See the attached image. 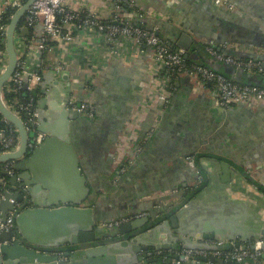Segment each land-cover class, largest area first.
<instances>
[{
    "label": "crops",
    "instance_id": "0c3cea01",
    "mask_svg": "<svg viewBox=\"0 0 264 264\" xmlns=\"http://www.w3.org/2000/svg\"><path fill=\"white\" fill-rule=\"evenodd\" d=\"M11 1L0 0V10ZM130 1L134 6L126 3L118 6L115 0H64V3L69 9L103 22L114 18L120 23L140 21L142 28L159 32L158 36L167 43L177 41L181 33L187 34L193 40L194 48L189 51L192 58L205 63L211 62L204 45L207 40L218 47L230 44L242 58L264 61V0H226L227 5L211 0ZM24 17L17 25L14 40L20 45L17 53L24 59V68L39 76L38 82L30 84L32 88H40L36 108L42 117L37 115V128L42 121V126L68 138L89 189L90 195L85 200L100 220L142 212L146 215L131 220L150 215L160 221L169 218V210L177 204L184 205L188 191L207 180L202 167L212 172L217 184L210 191L209 202H217L219 210L244 216L240 210L243 203L229 208L223 197L248 198L232 190L234 183L249 187L252 193L264 189V105L250 108L238 104L223 115L215 109V88L209 84L202 87L186 74L173 80L169 101L164 104L157 99L159 92L155 88L159 87L151 68L150 48H142L125 36L116 40L118 52L114 54L110 44H104L100 32L85 29L69 40L57 39L53 45L41 49L38 46L43 33L41 25L27 26ZM3 43L0 42V50L6 53L5 40ZM45 82L49 83L47 94L41 91ZM87 92L96 107L94 117L79 114L65 120L56 110L64 106L74 111L68 108V102L79 104ZM43 98L46 101L41 105ZM222 115L226 119L225 133L216 129L222 125L219 118ZM245 154L250 155L247 156L250 161L242 166ZM57 158V154L48 152L37 159L29 172L13 167L19 177L16 185L10 184L7 189L21 195L17 187L28 180L22 187L28 201L48 199L53 191L57 197L72 198L71 180L56 173L58 166L66 168L56 166ZM245 174L254 181L250 182ZM9 201L14 210H23V201ZM260 240L264 239L239 243L257 245ZM200 241L215 246L233 242L210 238ZM68 246L66 243L58 250L65 252ZM182 249L179 243L177 250L167 251ZM140 264L165 263L143 258ZM240 264H264V257Z\"/></svg>",
    "mask_w": 264,
    "mask_h": 264
},
{
    "label": "water",
    "instance_id": "95a60500",
    "mask_svg": "<svg viewBox=\"0 0 264 264\" xmlns=\"http://www.w3.org/2000/svg\"><path fill=\"white\" fill-rule=\"evenodd\" d=\"M34 1L25 0L11 16L6 29L7 64L0 74V115L16 128L19 134V145L14 152L0 154V165L6 161H17L23 158L13 167L24 171L27 169L29 172L34 169L33 166L37 159L48 152L55 153L58 158H61L60 161H57V158L56 166L66 167L58 168V166L56 173L58 176H63V178L66 176L67 180H71L72 198L69 195L57 197L53 191L48 195V199L36 202L31 198L28 201L24 198L22 188L24 184H28V180L17 187V189L20 188L21 195L10 193L7 189L10 184L16 185L18 175L9 176L7 183L0 181V219H5L7 212L14 210V204L9 199L23 201V210H15V228L0 232V264H140L143 261L142 252L149 248L177 250L180 243L184 249H229L230 244L215 246L205 244L200 239H228L237 242L239 238V242L247 243H251L253 239H264V224L262 223L264 189L262 188L261 193L256 187L258 193H252L249 187L232 184L234 186L232 190H235L236 194H245L244 196L248 198L231 199L228 196L223 198L229 208L243 203L240 210L244 216L229 210H219L217 202L208 200L210 191L217 187L215 178L212 172L202 167L206 174L207 184L184 205L177 204L170 209L169 218L155 224V216L150 215L136 218L119 226H108L104 222L105 219L100 220L94 208L85 200L90 195L89 189L85 186V178L80 172L76 150L68 143V138L64 133L58 134L49 127L42 126V121H40L38 130L44 132L46 137L32 151L28 149L27 144L32 133L28 132L23 120L7 106L2 90L14 72L19 59L17 47L20 45L14 40L17 25ZM155 34L158 35L159 32ZM192 41L189 35L181 33L177 41H171L168 45L174 50L182 49L184 58H188L192 57L189 53L194 48ZM207 63L216 71L222 70L238 83L264 84L262 76L248 74L242 69H236L224 63H213L209 60ZM23 80L27 87L28 76L25 75ZM48 87L47 82L41 84V91L47 94ZM41 101L42 105L46 100L43 98ZM56 108L65 120L79 116L76 111L68 110L64 106ZM215 109L223 115L230 111V108L223 109L217 105ZM40 116L42 117V113L39 110L38 117ZM5 174L3 167L0 166V177ZM246 176L250 182L254 181V178ZM64 190L62 188V191ZM201 207L204 210H201ZM13 236L16 239L12 240ZM66 243H69V246L64 254L68 260H60L52 252L59 251V247ZM46 251L50 253H45ZM220 261L217 260V263L219 264ZM200 264L207 263L201 262Z\"/></svg>",
    "mask_w": 264,
    "mask_h": 264
},
{
    "label": "built area",
    "instance_id": "2783aa9c",
    "mask_svg": "<svg viewBox=\"0 0 264 264\" xmlns=\"http://www.w3.org/2000/svg\"><path fill=\"white\" fill-rule=\"evenodd\" d=\"M115 1L118 6L122 3L134 6L133 2L130 0ZM211 1L217 4L227 5L226 0ZM24 2L25 0H12L5 9L0 10V42L2 41L3 43L5 40L8 25V23L4 21L6 10L11 8L16 11ZM136 14L140 17L144 16L143 13ZM24 16L27 26L32 27L37 24L41 25L43 33L40 36L38 44L41 49H46L48 45L47 42L49 41H55L57 39L69 40L75 33L85 29L100 32L104 44H110V49L112 48L114 54L118 52L116 40L125 36L131 37L136 45L140 47L142 46V48H150L153 56L151 68L154 72L153 76L154 79H156V85L159 87L157 99L164 104L169 101L170 95L168 94V91L170 87L173 86V80L182 74H186L193 78L202 87H207L208 84L213 86L216 91L214 100L215 105L221 106L223 109H228L238 104H243L250 108L257 105H264V86L238 83L206 65H188L185 62L184 51L182 49H171L168 43L155 34L154 31L146 30L141 26L130 23H120V20H117L116 18L109 22H103L98 20L95 16L82 15L81 12L69 9L65 5L64 0H35ZM204 45L211 62L224 63L234 66L236 69H242L248 74L264 77L263 62L257 59L242 58L241 56L230 54L231 51L235 52L230 44L218 47L213 41L207 40L204 42ZM6 64L7 55L0 50V74L5 69ZM25 75L28 76L27 88H32L30 84L32 82H38L39 80V76L28 72L24 68V59L19 58L14 72L6 83L12 81L18 86H22ZM6 104L23 120L28 132L32 133L27 144L28 149L32 151L37 145L41 144L46 137V134L37 128V108L34 106L32 100L22 104V107L27 113V118H23L14 106V103L8 104L6 102ZM68 108L86 117H94L96 114V107L90 93H88L79 104H75L70 100L68 102ZM2 120L5 119L2 117ZM0 144V154L14 152L19 145L18 132L15 133L13 128H11L7 134L1 130ZM13 165L14 160L3 163V169L7 176H12L14 174ZM0 181L6 183V180L3 177H0ZM144 215H146V213L142 212L135 216L112 218L105 220L104 222L108 226H119L129 222L134 217ZM15 217V210L8 211L5 219H0V232L14 229ZM14 238L16 237L13 236L12 240ZM262 246H264V240L257 242V245H244L230 242V247L227 250L182 249L173 253L170 252L168 256L162 255L164 250H146L142 252V255L143 258L147 260H150L153 256H160L162 257V262L165 264H200L201 262L218 264L217 260H221L219 264H239L247 259L258 260L261 259V257H264V249ZM52 253L56 254L60 260L67 259L64 251ZM211 259L213 260L211 261Z\"/></svg>",
    "mask_w": 264,
    "mask_h": 264
},
{
    "label": "trees",
    "instance_id": "16d2710c",
    "mask_svg": "<svg viewBox=\"0 0 264 264\" xmlns=\"http://www.w3.org/2000/svg\"><path fill=\"white\" fill-rule=\"evenodd\" d=\"M14 10L11 8H8L4 14V21L6 23H9L11 16L14 14ZM82 15H87L82 13ZM137 26H141L144 27L143 24L140 23V21L135 22L134 23ZM48 45L49 44H54V40L47 42ZM171 48V47H170ZM172 49V48H171ZM230 54L236 55L237 53L231 51ZM185 62L190 65V64H202V65H206L208 67H210L209 65H207V63H205L203 60H195L192 57H188L185 58ZM211 68V67H210ZM213 69V68H212ZM218 72L222 73L223 75H225L226 77L230 78L229 75L225 74L222 70H218ZM261 86H264V84H260ZM3 93V98L4 100L10 104V103H14L15 107L17 108V110L20 112V115L23 118H27V113L26 110H24V108L22 107V104L27 103L28 101L32 100L33 104L35 107H37V102H38V98L40 95V88L39 87H35V88H27L25 87V82L23 83L22 86H18L17 84H15L14 82L10 81L8 83H6V85L3 87L2 90ZM13 128V130L15 131V133H17L16 128L10 124L9 122L2 120V116L0 115V131L2 130L3 132H5L6 134L9 132V130ZM1 146V144H0ZM0 166L3 167V164H1ZM5 180H8V176L5 174L2 176ZM206 185V180H203L198 186H196L195 188L193 187L192 189H190V191H188V196L186 199L191 198L192 196H194L199 190H201L204 186ZM184 199V200H186ZM183 200V201H184ZM184 203V202H183ZM182 203V204H183ZM160 222L159 220L155 221V224ZM148 250H155L154 248H149ZM169 251L164 250L162 255H169ZM173 253V252H171ZM162 257L160 256H153L151 258L152 262H156V260H161ZM162 261V260H161ZM168 262V261H166ZM169 264V263H167ZM240 264V263H239Z\"/></svg>",
    "mask_w": 264,
    "mask_h": 264
},
{
    "label": "flooded vegetation",
    "instance_id": "af4514ba",
    "mask_svg": "<svg viewBox=\"0 0 264 264\" xmlns=\"http://www.w3.org/2000/svg\"><path fill=\"white\" fill-rule=\"evenodd\" d=\"M219 118H220V120H222V125H220V126H218L216 129H219L218 131H220V132H223V133H225L226 132V130H225V125H226V123L225 124H223L224 122H225V117L222 115V116H219ZM227 126V125H226ZM215 129V130H216ZM206 132V131H205ZM214 131H212V133H211V135H214ZM247 151V150H246ZM246 153V152H245ZM248 154V153H247ZM247 154H245L244 156H246V160H244L243 161V159H242V161H241V165L243 166L244 164L243 163H249V161H250V158H248L247 156H250V155H247Z\"/></svg>",
    "mask_w": 264,
    "mask_h": 264
},
{
    "label": "rangeland",
    "instance_id": "374dc122",
    "mask_svg": "<svg viewBox=\"0 0 264 264\" xmlns=\"http://www.w3.org/2000/svg\"><path fill=\"white\" fill-rule=\"evenodd\" d=\"M156 92L158 93L159 92V89L155 88Z\"/></svg>",
    "mask_w": 264,
    "mask_h": 264
}]
</instances>
